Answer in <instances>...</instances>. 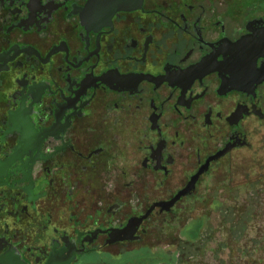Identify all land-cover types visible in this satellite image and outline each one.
Returning <instances> with one entry per match:
<instances>
[{
	"label": "flooded vegetation",
	"instance_id": "flooded-vegetation-1",
	"mask_svg": "<svg viewBox=\"0 0 264 264\" xmlns=\"http://www.w3.org/2000/svg\"><path fill=\"white\" fill-rule=\"evenodd\" d=\"M88 2L0 0V264L118 246L142 216L121 222L120 178L168 195L145 212L199 172L171 210L206 178L264 179V0H142L96 24Z\"/></svg>",
	"mask_w": 264,
	"mask_h": 264
},
{
	"label": "rangeland",
	"instance_id": "rangeland-1",
	"mask_svg": "<svg viewBox=\"0 0 264 264\" xmlns=\"http://www.w3.org/2000/svg\"><path fill=\"white\" fill-rule=\"evenodd\" d=\"M117 181L122 223L145 213L146 197H168L146 195L143 179L131 188L132 179ZM228 183L204 179L195 196L144 222L137 241L83 256L81 264H264V179L236 189Z\"/></svg>",
	"mask_w": 264,
	"mask_h": 264
},
{
	"label": "water",
	"instance_id": "water-1",
	"mask_svg": "<svg viewBox=\"0 0 264 264\" xmlns=\"http://www.w3.org/2000/svg\"><path fill=\"white\" fill-rule=\"evenodd\" d=\"M142 3V0H89L86 7V21L88 23H102V21H109L113 14L119 10H130L138 8ZM201 172L196 174L189 183L178 192L170 201L159 202L150 207L142 216L132 217L128 220L125 227L121 230H115L110 235V240L107 241V244H115L117 242H134L139 239L136 236L137 231L145 221L150 213L156 208L159 207L161 212H169L174 204L179 201L182 197L188 196L194 189L195 183ZM75 257V254L67 256L65 264H69ZM62 261H58L57 257H53L49 264H61Z\"/></svg>",
	"mask_w": 264,
	"mask_h": 264
}]
</instances>
